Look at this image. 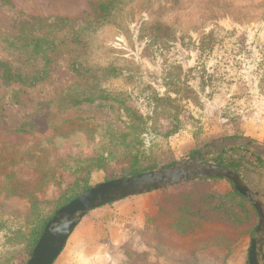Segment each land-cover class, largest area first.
I'll return each instance as SVG.
<instances>
[{"label":"rangeland","instance_id":"obj_1","mask_svg":"<svg viewBox=\"0 0 264 264\" xmlns=\"http://www.w3.org/2000/svg\"><path fill=\"white\" fill-rule=\"evenodd\" d=\"M6 1L9 4L0 0V49L3 39L17 34L20 21L28 17L74 20L93 15L89 0ZM126 10L133 23L124 29L104 27L80 45L65 46V52L55 57L49 77L34 88L6 86L0 78V124L9 129L19 128L28 116L45 108L43 103L67 91L93 90L98 82L96 71L113 66L123 69L124 74L103 81L98 87L111 95H123L141 117L152 116V97L166 92L178 105V133L168 135V114L159 121L157 142L164 165L195 157L217 141L233 139L229 136L235 132L264 144V0H135ZM157 27L162 34L157 33ZM147 41L153 44V58L146 57ZM77 57L90 67L84 83L70 70L71 61ZM169 72L177 77V86L170 82L169 87ZM19 90L20 104H15L14 96ZM195 150L197 154L191 156ZM210 153L218 154L219 149ZM116 155L121 157L120 153ZM215 158L211 157L209 162L213 163ZM119 171L117 161L106 171L93 170L90 184L104 183L107 177L118 178ZM241 174L254 192L264 194V167L246 164ZM75 179L70 172L59 170L56 180L38 193V199L57 200ZM187 186L186 182L169 188L178 192ZM216 186L228 187L225 182ZM153 195L155 214L145 226H133L127 231L113 250L111 264H170L160 257L165 248L157 250L156 232L147 225L158 213L161 190ZM30 207L26 199L0 195V218L26 215ZM89 221L86 219L80 225L83 227ZM218 221L226 222V215L210 213L208 224ZM254 235H244L229 246L199 249L195 264H248ZM186 241L173 238L178 254ZM28 260L22 255L14 264H27Z\"/></svg>","mask_w":264,"mask_h":264},{"label":"trees","instance_id":"obj_2","mask_svg":"<svg viewBox=\"0 0 264 264\" xmlns=\"http://www.w3.org/2000/svg\"><path fill=\"white\" fill-rule=\"evenodd\" d=\"M134 1L89 0L91 17L74 20L28 17L20 21L17 34L7 35L2 41L0 78L3 84L34 88L44 82L52 71L55 57L65 46L80 45L104 27L124 29L128 23H133L126 9ZM3 2L9 4L6 0ZM155 30L153 28L152 32ZM157 33H163L160 27H157ZM152 45L151 41L145 45L148 58L155 56ZM89 68L87 62L78 57L70 63V70L83 83L88 78ZM122 74L123 69L113 66L99 69L93 90L67 91L61 97L43 103L41 106L45 108L28 116L17 129L0 124V195L17 196L31 203L26 215L0 218V264H14L22 255L31 257L55 213L93 187L90 184L93 170L106 171L117 161L119 176L107 177L105 182H109L176 163L163 164L157 139L159 121L167 114L171 122L168 135L178 133L181 113L178 105L166 92L163 96L152 97L153 115L141 117L123 95H111L98 87L99 83ZM173 74L169 72V87L171 83L177 86V77ZM20 92L15 93V104H20ZM229 138L245 136L235 132ZM196 154L197 150L191 156ZM213 163L240 175L246 164L264 167L260 156L243 147L224 151L213 159ZM59 170L75 175V182L57 200L40 201L38 193L56 180ZM221 182L228 185L227 189L216 186ZM187 185L178 192L170 191V188L161 190L158 213L147 222L156 232L157 250L161 246L165 248L160 257L167 263L195 264L199 249L229 246L244 235H254L257 212L232 183L224 179H201L187 182ZM210 213H223L227 221L210 225L207 222ZM175 237L189 240L179 254L172 243Z\"/></svg>","mask_w":264,"mask_h":264},{"label":"water","instance_id":"obj_3","mask_svg":"<svg viewBox=\"0 0 264 264\" xmlns=\"http://www.w3.org/2000/svg\"><path fill=\"white\" fill-rule=\"evenodd\" d=\"M247 148L264 161V144L247 138L215 142L195 157L180 160L172 166L93 186L60 208L46 226L27 264H54L68 240L91 212L135 196L145 195L175 185L201 179H224L247 199L257 212L258 223L251 241L248 264H264V194L254 192L235 170L211 163L232 148ZM219 149L218 154H211Z\"/></svg>","mask_w":264,"mask_h":264},{"label":"crops","instance_id":"obj_4","mask_svg":"<svg viewBox=\"0 0 264 264\" xmlns=\"http://www.w3.org/2000/svg\"><path fill=\"white\" fill-rule=\"evenodd\" d=\"M153 194L135 196L91 212L83 220L89 219L88 224L79 225L54 264H111L113 250L127 231L133 226H145L155 214ZM110 207L115 209H106Z\"/></svg>","mask_w":264,"mask_h":264}]
</instances>
